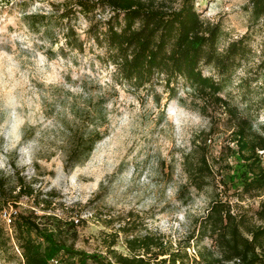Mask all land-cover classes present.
Segmentation results:
<instances>
[{
	"label": "rangeland",
	"instance_id": "rangeland-1",
	"mask_svg": "<svg viewBox=\"0 0 264 264\" xmlns=\"http://www.w3.org/2000/svg\"><path fill=\"white\" fill-rule=\"evenodd\" d=\"M250 2L196 0V8L204 20L221 26V52L244 37L247 50L223 79V97L261 129L264 23L253 20ZM65 8H72L65 0H0V175L12 182L15 163L43 195L57 193L56 215L84 219L74 243L77 250L105 252V235L117 231L129 213L143 217L148 231L164 235L175 248L190 241L192 258L204 247L214 249L210 240L198 244L192 238L198 236L211 200L218 195L236 212L253 215L264 199L238 197V156L229 161L233 170L218 173L212 186L197 191L188 185L183 162L193 139L210 134L209 157H219L230 141L226 117L215 116L222 121L216 120L211 130L212 122L197 110L194 91L183 80L172 84V96L162 76L142 89L121 80L105 47L89 34L88 20L76 8L62 19ZM111 16L109 9L99 10L98 25ZM67 27L74 29L81 49L67 45ZM202 71L219 78L212 67L203 65ZM97 135L101 140L94 151L87 155L82 150L81 160L69 166L77 141ZM32 210L41 214L23 198L17 208L0 212V225L10 238L0 264L23 262L5 213L13 219ZM122 240L120 235L117 249L126 253Z\"/></svg>",
	"mask_w": 264,
	"mask_h": 264
},
{
	"label": "trees",
	"instance_id": "trees-1",
	"mask_svg": "<svg viewBox=\"0 0 264 264\" xmlns=\"http://www.w3.org/2000/svg\"><path fill=\"white\" fill-rule=\"evenodd\" d=\"M68 3L88 20L89 34L105 47L107 60L121 80L142 89L162 76L169 96L174 93L172 84L183 80L194 91L197 110L212 122L211 130L216 120L222 121L215 116L226 117L224 125L230 132V141L219 157H209L210 134L203 132L193 139L190 152L184 156L183 168L190 187L203 191L212 186L218 173L233 170L229 161L238 156L242 163L238 197L243 200L264 196V125L256 129L236 105L223 97V79L232 75L247 50L244 37L221 52V26L203 19L196 0H65ZM250 7L253 20L264 23V0H251ZM72 8H65L61 18L69 19ZM105 9L112 16L104 25H98L97 12ZM64 36L68 46L82 48L73 28L67 27ZM203 65L214 68L219 78L205 76ZM100 140L97 135L77 141L69 166L81 160L82 150L90 155ZM12 166L16 169L12 182L0 175V212L17 208L23 198L30 199L41 212H18L12 219L21 264H53L54 260L59 264H264V199L258 210L248 215L236 212L230 201L216 195L199 221L198 236L192 237L198 244L210 240L214 249L204 247L193 258L188 254L190 241L175 248L164 235L148 231L144 218L134 213L121 221L117 231L105 235V252L88 253L74 245L79 223L84 219L56 215L57 193L43 195L20 175L15 163ZM106 222L111 226L110 221ZM120 235L126 253L117 249ZM9 244L10 238L0 225V252H7Z\"/></svg>",
	"mask_w": 264,
	"mask_h": 264
},
{
	"label": "built area",
	"instance_id": "built-area-1",
	"mask_svg": "<svg viewBox=\"0 0 264 264\" xmlns=\"http://www.w3.org/2000/svg\"><path fill=\"white\" fill-rule=\"evenodd\" d=\"M4 217L7 220L8 225L11 226V223H12V215L6 212L5 215H4ZM53 264H59V260H54L53 261Z\"/></svg>",
	"mask_w": 264,
	"mask_h": 264
}]
</instances>
